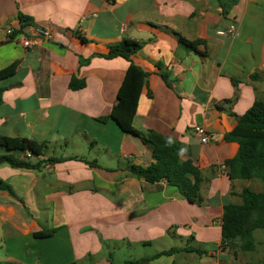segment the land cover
Masks as SVG:
<instances>
[{"label":"crops","instance_id":"crops-1","mask_svg":"<svg viewBox=\"0 0 264 264\" xmlns=\"http://www.w3.org/2000/svg\"><path fill=\"white\" fill-rule=\"evenodd\" d=\"M256 1L240 0L225 17L218 0H0V70L18 62L0 80V137L47 142L43 155L29 159L38 167L0 164V179L16 194L0 189V262H238L240 252L221 246L224 207L241 204L245 188L260 191V181L243 177L240 145L225 135L264 96V39L256 57L241 51L238 26L236 36L218 31ZM19 14L31 23L22 26ZM124 39L141 43L133 61L149 73L134 126L180 143V160L191 163L188 183L196 172L202 179L194 203L165 179L131 175L154 158L151 144L110 117L130 62L105 54ZM251 57L250 67L243 61ZM73 78L83 86L70 88ZM198 125L212 135L209 143L194 133ZM42 230L55 232L36 237ZM174 247L202 253L152 258Z\"/></svg>","mask_w":264,"mask_h":264},{"label":"trees","instance_id":"trees-1","mask_svg":"<svg viewBox=\"0 0 264 264\" xmlns=\"http://www.w3.org/2000/svg\"><path fill=\"white\" fill-rule=\"evenodd\" d=\"M114 3L115 0H108ZM240 0H218L225 17ZM22 26L31 23L28 16L19 14ZM185 43L195 46V43ZM141 49V43L132 39H124L111 45L105 54L108 58L124 57L130 63L123 82L118 90L116 104L111 112V118L126 133L136 135L153 146L154 162L149 167L132 166L131 175L148 182L167 180L170 185L176 186L179 191L190 201L199 200V184L201 178L196 172V183L190 184L184 173L191 169L189 161L180 160L181 145L176 140L157 131L148 130L142 132L135 128L134 118L138 109L140 97L147 82L149 73L133 61V56ZM18 62L0 70V80L13 76L16 73ZM166 77V76H164ZM82 81L75 78L70 83V88L79 89ZM221 108V107H220ZM238 123L236 127L225 135L227 141H234L240 145L241 154L238 161L243 164V177L257 179L262 183V190L256 191L245 188L241 193V204H228L224 207L222 219V236L225 246L236 255L240 251H255L258 242L254 238V232L264 229V100L257 99L253 105L242 115H236ZM0 145L8 150V153H0V164H7L14 168H34L41 163L33 164L29 159L33 156L43 155L47 142L29 140L25 137H0ZM24 154L26 158L22 157ZM50 161H55L51 159ZM233 160H229L228 163ZM91 165L93 163H90ZM0 189L8 191L15 196L12 187L0 179ZM55 230H42L35 233L38 238L50 237ZM186 250L202 253L195 247H174L159 252L152 258L163 255H172ZM151 258V257H150ZM149 258H144L146 260ZM138 261H126L124 264H138ZM0 264H20L7 262ZM64 264H76L75 262ZM254 264V263H252ZM257 264V263H255Z\"/></svg>","mask_w":264,"mask_h":264},{"label":"rangeland","instance_id":"rangeland-1","mask_svg":"<svg viewBox=\"0 0 264 264\" xmlns=\"http://www.w3.org/2000/svg\"><path fill=\"white\" fill-rule=\"evenodd\" d=\"M235 26L240 28V49L246 53L248 50H256V57L260 50L261 41L264 39V0H257L254 3H250L245 11L244 16L240 17L239 20L233 23ZM254 35V39L249 42L251 36ZM239 42V43H240ZM241 58L239 53L235 54V50L232 53V59L237 60ZM248 66H253V58L246 59ZM264 95V94H263ZM258 99H263L264 96H260ZM248 181V180H244ZM258 190L262 189L261 183L257 185ZM254 238L258 242L255 251H240L241 257L236 264H264V229H258L254 232Z\"/></svg>","mask_w":264,"mask_h":264},{"label":"built area","instance_id":"built-area-1","mask_svg":"<svg viewBox=\"0 0 264 264\" xmlns=\"http://www.w3.org/2000/svg\"><path fill=\"white\" fill-rule=\"evenodd\" d=\"M218 33L221 35H225V36H236L239 34L237 27L234 24H231L230 26H228L224 30H219ZM7 34L12 35L13 30L12 29L7 30ZM38 35L40 37L47 39V40H51L53 38L52 33L49 32L48 30H44V29L38 30ZM21 41L25 47H29L32 45V40L27 35H23L21 37ZM194 133L196 134V136H198V138L200 139V141L202 143H209L212 139V135L210 134V132L203 126H199V125L196 126L194 128ZM225 245H226V243L222 242L221 246H225Z\"/></svg>","mask_w":264,"mask_h":264}]
</instances>
